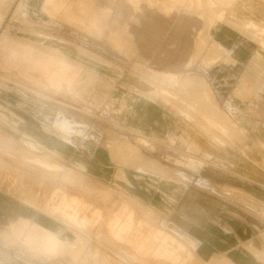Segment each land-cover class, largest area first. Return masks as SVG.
Returning a JSON list of instances; mask_svg holds the SVG:
<instances>
[{"label": "crops", "instance_id": "1", "mask_svg": "<svg viewBox=\"0 0 264 264\" xmlns=\"http://www.w3.org/2000/svg\"><path fill=\"white\" fill-rule=\"evenodd\" d=\"M236 2L237 0H74L70 3L68 0H29V4L20 2L14 15L21 12L24 21L28 25L39 24L40 21L46 22L48 16L65 20L90 31H97L99 38H104V40L113 43L117 47H123L126 43L124 31L129 28L128 15L130 17L135 16L143 25H148V31L144 36H141L139 46L145 52V55H156V61L151 65L155 74L165 75L168 78L191 79L194 82L203 80V82L200 81L202 84L207 82L208 79L210 80L209 77H211L212 80H216L218 85H221L224 82L235 80L240 71L250 64H253L255 72L259 76L264 77V54H260L256 43L249 40L228 23V11L233 9ZM184 8V11L191 14L194 19V22H191L192 25L200 28L196 33L199 47L205 46V38L202 36L203 31H207V38L212 39L211 54L206 59L207 65L212 66V68L203 77L189 75L185 72L187 69L184 68L185 66H178L179 64H189L192 58L191 53H195L194 40L186 29L182 30L181 33L182 45L175 46L174 49L171 44L168 47L166 46L164 51H158L159 39L163 38L173 25V19L169 15L180 16L185 13ZM256 15H259V13ZM131 30L137 37L139 36V28ZM177 36V33H174V35L169 34L168 39L173 40ZM30 38L24 37L26 41L38 44L47 52H53L64 60L57 61L49 55L35 54L36 51L32 45L18 43L15 47L10 48L8 46L9 40L1 36L0 45L3 46L9 57L7 67L21 70L24 76H37L45 83L58 87L76 83L86 88L93 85V80L83 78L79 70L67 64L66 60L71 59L78 63H86L96 67L100 72L104 69L98 65L97 57L90 52L85 51L82 55H79L67 46L53 44L42 38H34L33 41ZM225 55L228 56L227 60L230 59V61H223ZM158 56L161 58H157ZM174 56H177V59ZM161 60L162 65L157 66L156 62ZM128 78L136 80L140 87L129 83ZM148 79L146 74L142 72L123 74V85L121 86L124 90L137 96L138 101L136 103V116L122 117V126L130 130L135 129L140 134L148 137L175 138L178 140H176L177 142L182 137L179 136L180 134H186L188 138H191L190 142L202 144L203 151L211 156L209 164L203 169L204 180L210 188L216 186L218 189L226 188L234 191V193L237 192V194H245L252 199L256 207L263 210L264 168L258 166L262 152L258 144L264 143V119L252 115L249 105L241 104L236 99H229L230 109H228V106L225 102L223 103L220 97L223 95L233 97L234 92H244L243 94L250 95V90L245 93L246 91L241 88L230 89L225 87L223 88L224 92L222 90L217 92L215 88L209 86L208 88L199 86L189 88L186 93V116H184L178 113V109H173L166 102L163 93H157V89L152 87ZM104 84L108 86L107 83ZM254 86L255 84H253ZM117 87L113 88L112 97L115 95ZM259 87L262 93L256 95L262 97L264 96V84ZM165 94L166 92H164ZM213 98L217 101L216 105L208 102ZM262 98L264 100V97ZM256 101H253V105L257 107L256 110L264 112V104H259ZM120 110L125 112L128 109L123 106ZM181 110L183 111V108ZM212 112L215 114H212ZM190 115L196 122L191 123L188 119ZM213 116L215 118H211ZM10 117L11 119L7 121L9 126H2L10 128L12 131L11 138L21 141V144H24L27 149L26 151L16 150L15 153L18 159H34L33 148H30V145L34 144V140L33 136H30L29 130L35 127L44 136L45 142L43 144L46 150L50 144L52 146L55 143L58 149L53 148L54 150L51 151L64 163L74 164L73 160L75 158H83L84 153L88 152L86 145L93 146L94 144L91 141L78 143L79 125L74 124L72 121H53L52 125L51 123L46 125L33 117L27 120H15L11 115ZM211 119H214L212 126L231 128L232 135L226 137L222 136L221 133L215 134V140H211L205 134L198 133V130H195L198 127L195 124H200L199 126L203 128L211 127L209 123ZM51 128L58 129V135L51 132ZM191 128L197 134H192ZM244 132L247 140L243 139ZM31 133H33V130ZM215 143H232L235 145L246 143L249 146L244 147L245 149L242 152L237 147H235L236 150H234L235 148L227 150L212 147L211 144ZM205 145H210V147H204ZM250 147H255V151H251ZM49 150L47 151L49 152ZM97 150L105 151L110 160L108 148L95 146L94 152ZM79 153H82L83 156ZM122 159L130 161V157L127 156H123ZM100 161L98 160L97 164L103 165L104 163H100ZM85 169L88 175L100 181H106L107 192L123 191L130 197L129 202L133 198L141 209L143 207L153 209L161 221L174 224L175 228H178L176 230L180 233H168L170 239L177 240L180 238L184 240L182 246H185L187 250L190 249L189 247H196L195 253L194 251L191 252L193 256H197L196 264L209 263L223 258L231 261V263L223 262L224 264H264V250L262 249L264 245L262 242L264 240V215L261 217L262 213L245 207L240 200L233 199L231 201L221 195L210 193L206 188L199 190L194 186H191L187 192H196L197 194L179 196L180 193H183V189L179 188L177 182L161 179L155 187H152L146 182L142 183V176L140 175L138 178L130 170L123 171L125 181H122L123 186H118V188L115 186V176L117 174L113 165L107 178L95 176L87 168ZM101 174H103V171H101ZM129 175L133 177L135 184L131 183ZM32 181L33 179L30 182L27 181V187L24 190L27 192V198L36 202L35 187ZM79 187L86 192L92 191V187L89 185L87 189L82 184ZM187 197L192 198V202L197 204L198 211L193 208L194 203L187 205ZM49 199L48 207L43 212L0 190V242L15 239V235L19 234L20 219L27 221L30 226L38 224L42 228L53 230L61 240L70 244L78 238L67 225V221L88 228L95 223H100L103 218L100 209L93 208L89 214L88 204L77 203L75 199L67 197L61 191L59 195L53 194ZM68 211H71V213H67ZM112 216L107 220V235H110L107 239H116L117 237V240H122L124 245L131 244L130 210L124 209L117 216ZM120 218H123V225L119 224ZM63 219H67L66 222ZM176 223H180L181 226L176 225ZM139 225L138 247L142 252L143 249H147L148 240L151 241V239L147 238V235L145 236L142 231V228L146 225L145 222L139 221ZM153 239L156 242L155 244L153 242L155 254L165 256L173 264H177L172 259L174 254L168 251L167 242L163 241L161 245L157 244L159 237ZM251 245L257 247L256 251L248 249ZM0 246L3 247V244L0 243ZM171 246L173 247L174 244L172 243ZM200 248L204 250L200 251ZM43 253L41 257L43 263H38L31 258L33 253L26 249L21 251L17 249L13 254H9L11 258H8L6 264H67L63 257L59 256V260H51L46 257L47 252L43 251ZM90 254L92 253H88V250L83 253V255L88 256ZM187 255L189 256L188 253ZM98 257L94 256L89 263L121 264L115 259H105L104 261L101 256L100 259ZM223 263L217 262L215 264Z\"/></svg>", "mask_w": 264, "mask_h": 264}, {"label": "rangeland", "instance_id": "2", "mask_svg": "<svg viewBox=\"0 0 264 264\" xmlns=\"http://www.w3.org/2000/svg\"><path fill=\"white\" fill-rule=\"evenodd\" d=\"M68 1L70 3L74 2V0ZM20 2L29 4V0H6V5H4L0 14V37L3 36L9 40L8 46L10 48L15 47L18 43L32 45L36 51L35 54H45L57 61L62 60L61 56L53 52H47L40 45L24 39L25 36L26 38L31 37L32 41L35 40L34 38H42L53 44L67 46L79 55H82L85 51L90 52L97 57L98 65L104 69L100 72L96 67L86 63H78L67 59L66 63L77 68L83 78L92 79L93 85L85 88L83 85L75 83L58 87L45 83L37 76H24L21 70L7 67L9 57L3 46L0 45V190L43 212L48 207L49 198L53 194L59 195L61 191L67 197L75 199L77 203L88 204L89 214L93 208L100 209L103 218L100 223H95L88 228H83L81 225L67 221V225L78 238L70 244L61 240L55 231L42 228L38 224L30 226L27 221L20 219L19 234L15 235V239L0 242L3 244V247L0 246V264H6L8 258H11L9 254H13L17 249L19 251L26 249L33 253L31 258L38 263H43L41 257L44 254L43 251H45L48 253L46 257L51 260H59L60 256L64 258L67 264H90L91 259L99 255L104 261L105 259H115L121 264H173L165 256L155 254L153 242L154 244L156 242L154 239L152 240L155 237H159L157 244H161L163 241L167 242L168 251L174 254L172 259L177 264H196L197 256L191 254L192 251L195 253L196 247H189L190 249L187 250L185 246H182L184 240L180 238L177 240L170 239L168 233L178 232L176 230L178 228H175L174 224L161 221L153 209H145L144 207L141 209L133 198L129 202L128 199L130 197L123 191L107 192L106 181H100L88 175L85 168L95 176L107 178L113 165L117 174L115 176L116 187L123 186L122 181H125L123 171L130 170L138 178L140 175L142 176V183L146 182L152 187H155L156 183L161 179L177 182L180 186L179 188L183 189V193H180L179 196L197 194L196 192H187L191 186L199 190L206 188L210 193L221 195L228 200H240L245 207L262 213L261 217H263L264 209L256 207L252 199L247 195L237 194V192L234 193V191L226 188L218 189L216 186H211L210 188L209 184L204 180L203 169L209 164L211 156L203 151L202 144L190 142L191 138H188L186 134H180L179 136L182 137L177 142L178 140L175 138L148 137L140 134L135 129L130 130L122 126V117L136 116V103L138 101L137 96L132 95L121 86L123 85V74L128 72L146 74L147 78H149L148 82L153 88L157 89V93H163L166 102L173 109H178V113L181 115L186 116V93L188 88H196L198 86L208 88L209 86L215 88L217 92L220 90L224 92L223 88L225 87L230 89L241 88L246 91L245 93L250 90V95L243 94L244 92H234L233 97L229 95L220 97L223 103H226L228 109H230L229 99H236L241 104L249 105L252 115L259 119H264V112L256 110L257 107L253 105L255 100L259 104H264L262 98L264 96L256 95L257 93H262L259 86L264 84V77L259 76L255 72L253 64H250L249 68H243L235 80L224 82L221 85H218L216 80H212L211 77H209L210 80H207L208 83L204 82L205 85L200 82H203V80L196 81V83L194 80H185L180 77L168 78L165 75L162 76L153 72L151 65L153 62L155 63L156 55H145V52L140 49L139 41L141 36H144L148 31V25H143L135 16L130 17L128 15L129 28L124 31L126 43L123 47H117L113 43L104 40V38H99V34L95 30L90 31L58 18H50L48 16L46 22L40 21L39 24L28 25L24 21L21 12L14 15ZM257 13L259 15H256ZM254 14L258 17L254 22V26H245L247 20L253 18ZM169 17L173 19V25L167 31V34L159 39L158 51H164L165 47L171 44L174 49L175 46L179 47L182 45L181 33L182 30L186 29L194 40L195 53H191L192 58L189 64H179L178 66H185L184 68L187 69L184 70L189 75L205 76L204 74L212 68L206 63L207 56L211 54L210 46L212 42V39L206 36L208 32L203 31L202 36L205 38V46L199 47L196 33L200 28L192 25L191 22H194L192 15L185 12L177 17L170 14ZM228 23L249 40L256 43L260 54H264V0H237L233 9L228 11ZM133 27L140 30L138 37L134 32L133 35L131 30L134 29ZM244 28H246L247 36L243 30H239ZM174 33H177L178 36L174 37L173 40L168 39L169 34L174 35ZM174 57L177 59V56ZM157 58L160 59L161 57L158 56ZM227 58L228 56L225 55L223 61H230ZM156 65H162V60L156 62ZM127 81L136 87H140V84L134 79L128 78ZM104 83H107L108 86H105ZM188 83L189 85H187ZM253 84H255L254 87ZM116 87V93L112 97L113 88ZM164 92H166L165 95ZM208 102L213 105L217 104L215 98L208 100ZM122 106H125L128 110L121 112ZM182 108L183 111L181 110ZM195 113L197 114V112ZM212 114L215 113L212 112ZM10 115L15 120H27L33 117L46 125H50V123L52 125L53 121H72L74 124L79 125L78 131L80 132H77L78 143L91 141L94 144L93 146L86 145L88 152L84 153L83 158H75L73 160L74 164L64 163L52 152L53 148L58 149L55 143L52 146L51 144L49 145V152L47 151L48 149L46 150L43 144L45 142L44 136L35 127L29 130V134L33 136L34 140V144L30 145V148H33L34 151V159H18L15 153L17 152L16 150L26 151L27 149L24 144H21V141L11 138L12 131L7 128L9 126L7 121L11 119ZM211 118H215V116ZM188 119H190L191 123L196 122L191 115ZM212 121L214 119L209 122L211 124L209 128H203L199 126L200 124H195L198 126L195 130H198V133L205 134L211 140H215V134L221 133L222 136L226 137L232 135L231 128L212 126ZM32 130L33 133H31ZM50 130L58 135V129L51 128ZM190 131L192 134H197L192 128ZM244 135H246L245 132L243 133V139L247 140ZM95 146L108 148L110 160L105 151L97 150L94 152ZM211 146L227 150L237 147L243 152L244 147L249 145H246V143L242 145L215 143L211 144ZM258 146L262 149L258 166L264 168V143H259ZM204 147H210V145H205ZM249 149L255 151V147H250ZM79 154L83 156L82 153ZM122 155L130 157V161L121 159ZM98 160H101L100 163L104 164H97ZM101 171H103V174H101ZM31 173L33 175H30ZM128 177L131 183L135 184L133 177L130 175ZM32 179L35 187L36 202L29 200L26 196L27 192L24 190L27 187V181L29 180L30 182ZM80 184L85 185L86 187L84 188L86 189L89 185L92 187V191L86 192L79 187ZM46 185L49 188L48 191ZM186 201L187 205L194 203L190 197H187ZM193 208L196 211L199 210L195 203ZM124 209H128L131 212V225L129 226L132 240L131 244L127 245H124L122 240H117V237L116 239H107L110 236L107 235V220L112 215V217L117 216ZM67 213L70 214L71 211ZM122 220L123 218H120V222L118 221L121 225H123ZM139 221L145 222L146 225L142 228V231L145 236L147 235V238L151 239V241L148 240L147 249H143L142 252H140L138 247ZM176 225L181 226L180 223H176ZM179 235L181 236V234ZM262 242L264 244V240ZM172 243L174 244L173 247L171 246ZM248 249L256 251L257 247L251 245ZM262 249L264 250V245ZM86 250L92 254L89 256L83 255ZM202 250L204 249L200 248V251ZM217 262L231 263L228 259L223 258L203 264H215Z\"/></svg>", "mask_w": 264, "mask_h": 264}, {"label": "bare ground", "instance_id": "3", "mask_svg": "<svg viewBox=\"0 0 264 264\" xmlns=\"http://www.w3.org/2000/svg\"><path fill=\"white\" fill-rule=\"evenodd\" d=\"M145 1V0H144ZM51 3V2H50ZM143 3H145V2H143ZM149 3V2H148ZM154 3V2H153ZM52 4V3H51ZM155 4V3H154ZM153 4V5H154ZM4 5H6V0H0V14L2 13V9H3V7H4ZM163 5V4H162ZM246 6H248V4H246ZM150 7V6H149ZM163 7V6H162ZM154 8V7H153ZM165 8V7H164ZM10 9V8H9ZM45 10H46V7H45ZM170 10V9H169ZM204 13V12H203ZM254 17L253 18H251V19H248L247 20V24H245V26H247V27H253L254 26V22L258 19V17L257 16H255V15H253ZM214 17V16H213ZM214 19V18H213ZM245 19H247V18H245ZM215 21V20H214ZM243 21V20H242ZM245 21V20H244ZM216 22V21H215ZM223 22V21H222ZM214 23V22H213ZM235 30V29H234ZM239 30H243L244 32H245V30H246V28H244V29H239ZM239 32V31H238ZM246 33V32H245ZM248 34L246 33V36H247ZM1 38V37H0ZM197 83V82H196ZM191 84V83H190ZM193 84V83H192ZM187 85H189V83L187 84ZM194 85V84H193ZM186 86V85H185ZM194 87V86H193ZM200 87V86H199ZM189 89V88H188ZM1 107V106H0ZM123 107V106H122ZM213 111V110H212ZM132 150V149H131ZM115 154V153H114ZM134 155H136V154H134ZM139 156V155H138ZM120 157V156H119ZM122 159V158H121ZM146 160H148V159H146ZM135 162V161H134ZM156 164V163H155ZM146 167V166H145ZM47 236V235H46Z\"/></svg>", "mask_w": 264, "mask_h": 264}]
</instances>
